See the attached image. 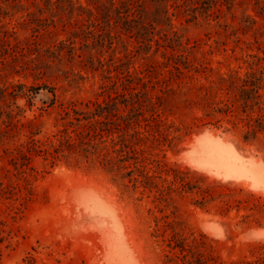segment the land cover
Listing matches in <instances>:
<instances>
[{
  "label": "rangeland",
  "instance_id": "obj_1",
  "mask_svg": "<svg viewBox=\"0 0 264 264\" xmlns=\"http://www.w3.org/2000/svg\"><path fill=\"white\" fill-rule=\"evenodd\" d=\"M135 8L0 0V264H264V0Z\"/></svg>",
  "mask_w": 264,
  "mask_h": 264
},
{
  "label": "trees",
  "instance_id": "obj_2",
  "mask_svg": "<svg viewBox=\"0 0 264 264\" xmlns=\"http://www.w3.org/2000/svg\"><path fill=\"white\" fill-rule=\"evenodd\" d=\"M110 2L111 5L117 10L119 15L122 16L125 21H134L136 19V17L133 16L135 11L138 10L137 8H135L136 0H110ZM254 91L255 95L258 97V90L255 89ZM246 101L247 100H245V103L247 104Z\"/></svg>",
  "mask_w": 264,
  "mask_h": 264
},
{
  "label": "bare ground",
  "instance_id": "obj_3",
  "mask_svg": "<svg viewBox=\"0 0 264 264\" xmlns=\"http://www.w3.org/2000/svg\"><path fill=\"white\" fill-rule=\"evenodd\" d=\"M201 137H202V136H201ZM199 138H200V137H199ZM199 138L197 137V139H199ZM221 140H222V142L224 143L225 140H223V138H222V139L220 138V142H221ZM228 142H229V141H228ZM228 142L226 141L224 145H226V144H230V143H228ZM231 145H232V144H230V146H231ZM230 146H229V149L231 150V147H232V146H231V147H230ZM226 149H228V148H226ZM233 150H235V149H233ZM233 150H232V151H233ZM235 151H237V150H235ZM235 151H234V152H235ZM239 154H240V152L238 153V155H239ZM232 155H233V154H232ZM232 155H231V157H232ZM226 156H227V155H226ZM243 156H244V155H243ZM222 157H224L223 159L225 160V156H222ZM222 157H221V158H222ZM228 157H229V159H230V156H229V155H228ZM235 157H236V155L234 156V158H231V159H233L231 162H233V161L235 162V161L237 160V159H235ZM237 157H238V156H237ZM240 157H242V156L240 155L239 158H240ZM245 157H246V156H245ZM258 157H259V156H258ZM250 158L253 160V163H254V158H252V157H250ZM259 158H260V157H259ZM259 158H258V159H259ZM223 159H222V161H223ZM229 159H226V160L228 161ZM231 159H230V160H231ZM234 159H235V160H234ZM244 159H245V158H244ZM248 159H249V158H248ZM251 159H250V160H247V159H246V161H245V160L242 161V159L240 158V160H241L242 162L245 161V162H244L245 164H246V163L248 164V162L251 161V162H249V163H251L252 165H254V164L252 163V160H251ZM256 159H257V158H256ZM256 159H255V160H256ZM258 159H257V160H258ZM220 160H221V159H220ZM240 160L238 159L239 164L241 163ZM262 160H263V159H262ZM260 161H261V160H260ZM228 162H229V161H228ZM231 162L229 163L230 165L227 163L229 166H232V167H230L229 171H231L232 169L234 170L233 164L231 165ZM238 162H237V161L235 162V163H236V166L234 165L235 167H237V163H238ZM222 163L225 164V161L222 162ZM235 163H234V164H235ZM244 163H243V164H244ZM259 163H261V162H259ZM259 163H258V164H255V165L257 166V165H259ZM262 163H263V161H262ZM262 163H261V165H262ZM239 164H238V165H239ZM241 164H242V163H241ZM243 164H242V165H243ZM251 164H250V165H251ZM228 165H227V166H228ZM252 165H251V166H252ZM261 165H259V166H261ZM229 166H228V167H229ZM224 167H225V166H224ZM257 167H258V166H257ZM231 168H232V169H231ZM258 168H259V167H258ZM260 168L263 169L264 167H260ZM260 168H259L258 170H260ZM224 169H225V168H224ZM254 169H255V168H254ZM226 170H228V169H226ZM233 170H232V171H233ZM235 170H236V169H235ZM235 170H234V171H235ZM256 170H257V169H256ZM256 170H255V173H256ZM258 170H257V171H258ZM262 171H264V170H262ZM260 172H261V171H259L258 173H260ZM263 173H264V172H263ZM254 180H255V179H254ZM255 181H256V180H255ZM255 181H254V182H255ZM256 183H257V182H256ZM208 224H209V223H208ZM206 225H207V224H206ZM118 243H119V242H118ZM118 243H116V244L118 245ZM119 245L122 246L121 243H119ZM121 246H120V247H121Z\"/></svg>",
  "mask_w": 264,
  "mask_h": 264
}]
</instances>
